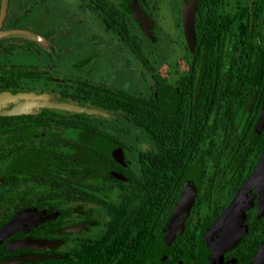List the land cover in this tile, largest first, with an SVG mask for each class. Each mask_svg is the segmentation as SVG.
Here are the masks:
<instances>
[{
  "label": "flooded vegetation",
  "instance_id": "1",
  "mask_svg": "<svg viewBox=\"0 0 264 264\" xmlns=\"http://www.w3.org/2000/svg\"><path fill=\"white\" fill-rule=\"evenodd\" d=\"M61 2L6 0L0 31L26 35L12 36L23 48L0 72L19 66L27 77L0 85L92 113L0 117V264L75 261L96 245L130 250L136 263L264 264L255 261L264 245L256 187L239 239L202 252L264 154V0H77L75 11ZM162 3L167 32L156 19ZM27 20L38 30L21 27ZM68 23L76 28L63 37Z\"/></svg>",
  "mask_w": 264,
  "mask_h": 264
},
{
  "label": "water",
  "instance_id": "2",
  "mask_svg": "<svg viewBox=\"0 0 264 264\" xmlns=\"http://www.w3.org/2000/svg\"><path fill=\"white\" fill-rule=\"evenodd\" d=\"M6 0H2L0 11V27L5 15ZM133 20L139 25L144 35L152 40L153 23L145 15L142 9L133 2L129 5ZM183 29L186 39L190 44L194 41L193 36V7L183 6ZM14 35H26L20 31H0V38ZM8 102V106L0 108V117L17 114H30L37 112L38 109L52 108L61 111L92 113L91 110L78 108L72 105L58 104L51 102L47 95H36L31 92H11L0 91V104ZM264 126V108L257 124V131ZM256 187L259 193V203L261 211H264V154L255 168L253 174L249 177L243 188L229 203L222 216L208 229L202 238V252L204 249H212L216 252H222L229 249L239 239L243 232L239 225V220L244 216L245 210L249 206L247 193L250 188ZM175 224L170 223L162 232L159 245L169 241L175 230ZM256 263H264V245L255 257Z\"/></svg>",
  "mask_w": 264,
  "mask_h": 264
},
{
  "label": "trees",
  "instance_id": "3",
  "mask_svg": "<svg viewBox=\"0 0 264 264\" xmlns=\"http://www.w3.org/2000/svg\"><path fill=\"white\" fill-rule=\"evenodd\" d=\"M245 28H242V31ZM23 39H19L17 37H5L0 39V65L6 66L11 63H14L13 59L10 58V55L14 53H19V50L23 48L21 46V42ZM136 43V42H134ZM136 45V44H134ZM17 65V64H13ZM19 66L15 67V70L11 71L10 75H1L0 72V80H15V79H25L27 77V73L24 70H19ZM20 89V90H19ZM26 88L15 87L11 88L8 86H1L0 91H11V92H31L28 89L22 90ZM18 90V91H17ZM33 93V92H31ZM127 250V249H119L114 246L104 247L96 245L93 249H82L79 251L77 255V260L75 261H56V262H47L45 264H147V263H136L132 261L130 256V250L127 251V254H120L119 251Z\"/></svg>",
  "mask_w": 264,
  "mask_h": 264
},
{
  "label": "rangeland",
  "instance_id": "4",
  "mask_svg": "<svg viewBox=\"0 0 264 264\" xmlns=\"http://www.w3.org/2000/svg\"><path fill=\"white\" fill-rule=\"evenodd\" d=\"M67 2L72 4L70 6L71 10L75 11L76 8L74 6L77 4V0H69V1L68 0H63V3L62 2L61 3H62V5L64 7H66L65 3H67ZM73 8H75V9L73 10ZM128 8H129V11H131L130 7H128ZM40 14H42V13L39 11L38 15H40ZM161 18H164V19H161ZM156 19H157L158 22L160 21L159 23H160L163 31L167 32L168 31V27L170 25V20H169V8H168V5L166 3H162L161 4L159 12L156 13ZM51 24H52V26H54L55 22H53ZM51 24H43V28H46L45 25L46 26H51ZM37 25H38V23H36L34 21H28L27 20V21L22 22L21 27L28 28L30 30L31 29L38 30V26ZM71 28L74 30L76 27L71 26V23L66 24V26L63 28V35L62 36L65 37V35H68V34L72 33ZM92 29H94V28L92 27ZM86 34H84L82 32L81 28H79V29H77V35H75L74 38H78L79 41H82V39L84 37H86ZM85 47H87V45ZM148 47H151V46H148ZM96 48H98V46H96ZM8 105H9L8 102L2 103V104H0V108L8 106Z\"/></svg>",
  "mask_w": 264,
  "mask_h": 264
}]
</instances>
